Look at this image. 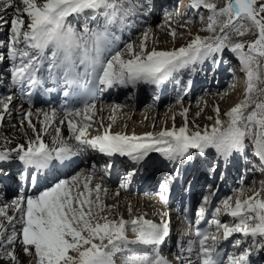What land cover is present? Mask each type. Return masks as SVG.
<instances>
[{
  "label": "snow or ice",
  "instance_id": "1",
  "mask_svg": "<svg viewBox=\"0 0 264 264\" xmlns=\"http://www.w3.org/2000/svg\"><path fill=\"white\" fill-rule=\"evenodd\" d=\"M153 7V0H0V29L7 28L6 38L0 39V62L9 63L6 94H0V127L17 111L18 125L10 127H18L24 140L8 146L12 141L5 138L0 162L18 161L25 182L11 199L0 190V264H252V255L264 253V181L259 188H234L215 205V191L205 194L195 220L185 217L187 229L178 230L169 256L160 251L170 239L168 214L158 213L159 222L146 212L133 215L129 201L125 218L118 203H105L101 192L106 195V187L91 185L92 175L83 183L79 172L54 177L42 189L31 190L54 162L71 161L85 148L109 158L103 166L106 173L112 158L130 161L120 181L126 190L153 153L172 165L195 157L227 164L236 157L248 160L250 151L264 169V0H189L203 27L189 31L182 45L170 49L149 47L150 26L138 40L131 37L137 23L146 24L140 17L146 18ZM185 15L178 8L164 12L161 26L169 29L173 41L178 27L196 23L189 16L180 24ZM226 52L238 60L237 68L228 71L235 77L238 69L245 81L241 98L223 112L216 104L203 127L189 121V107L178 92L171 127L166 119L159 131L129 135L110 131L112 123L104 126L101 117L96 123L103 131H90L94 117L104 110L100 96L105 91L179 84L185 72L189 77L202 72L206 61L214 72L227 63ZM191 85L189 78L181 91L186 95ZM14 92L27 99V109L12 107ZM54 92L80 106L33 109L35 95ZM121 107L112 105L111 112ZM177 114L183 118L179 127ZM110 120L114 123L115 116ZM65 124L67 136L61 133ZM46 135L51 139L46 141ZM209 171H215V163ZM179 175L175 168L159 184L165 204L170 182ZM209 208L211 219H206ZM222 215L231 219L222 222ZM230 237L229 251L221 242Z\"/></svg>",
  "mask_w": 264,
  "mask_h": 264
},
{
  "label": "bare ground",
  "instance_id": "2",
  "mask_svg": "<svg viewBox=\"0 0 264 264\" xmlns=\"http://www.w3.org/2000/svg\"><path fill=\"white\" fill-rule=\"evenodd\" d=\"M174 4L175 0H153V5H154V10L159 12L162 6H167V11L174 9ZM183 6L189 7V0H184L183 1ZM178 8V7H177ZM163 24V23H162ZM137 27V26H136ZM145 27V26H142ZM203 26L196 27L197 29L202 28ZM165 26H156L153 37L149 34L148 37V45L149 47H156L158 49H170L172 47H179L182 45L185 40L188 38V34L186 32L184 33V36L181 37L180 33L181 31L177 29V38L175 41H173L171 35L167 34L166 36H163L162 33L167 32ZM142 29V28H141ZM202 35H205L207 33L201 32ZM4 34L0 33V36L3 37ZM224 61H227V63H221L219 67H217L214 71V74H217L219 76L220 80V87H218L215 91H206V88L209 86L210 81L212 79L211 74H207L204 78L201 75L200 71H197L196 73L193 74L195 77V82L193 83V86L191 88V91H189L186 95L183 93V102L184 106L189 107V113H188V119L189 121L195 120L197 124H199L201 127H203L206 123H209V121L206 119L208 115L213 114V107L216 104H219L221 111L223 112L224 110L228 109L232 104L234 103H229L227 102L224 98L227 95L232 96V98H235V95L233 92L237 91V89L231 90L229 87H224L226 85V81L228 79V72L226 70L227 65L231 67H236L238 65V60L235 58L234 54L226 52L224 57ZM7 61V60H6ZM8 62V61H7ZM210 66L212 68L211 62L206 61L203 68L205 66ZM7 65L1 64L0 65V70L5 71L7 69ZM238 70V69H237ZM228 74V75H227ZM8 76L5 75L6 81L8 83ZM189 76L187 72H185L181 77H180V86L184 84L185 78ZM6 83V85H7ZM173 83H168L164 87L160 88H155V87H149L145 85H141L138 87V93H139V102L137 103V106H139L142 102H147V106H142L140 109H134V108H129L127 101H121L120 103H115L113 101H105L102 102L104 105V110L102 113H98L96 117L93 119V124L92 128L93 130H90L93 133L97 132L99 130L100 132L103 131V128L99 126L96 121H99L101 117H103V125L107 126L109 123H112V128L110 131L112 132H124L126 134H133L135 133L136 135H140L144 132L148 131H159L161 127L164 126V121L167 119V126L171 127L172 126V112L178 110V106L175 104V97L176 93H172L173 88H175V84L171 86ZM202 87V88H201ZM224 87V88H223ZM155 89L157 91L155 92ZM196 89H200V95L203 94L201 98L198 99L200 101L199 106L197 105V102L191 103V95H193L194 91ZM123 90V89H122ZM224 90V91H223ZM204 91V92H202ZM221 91L225 92L227 91V94L221 98L220 96H217V93H220ZM2 91H0L1 93ZM134 94V93H133ZM153 94H157V96L160 98L159 102H155L152 100ZM199 95V96H200ZM104 96H109L112 99H118L119 95L113 94V93H108L104 92ZM204 99V100H203ZM222 99L224 101H222ZM190 102V103H189ZM234 102V101H233ZM15 108H18L20 105H23V108L27 109L29 106L21 102L20 99L18 98H13V102ZM132 104V103H131ZM211 104V106H209ZM112 105H122L120 109L117 110V112L112 113L111 112V106ZM130 106V105H129ZM171 106V107H170ZM163 107V110L161 108ZM35 108H40V107H35ZM33 108V109H35ZM129 109V110H128ZM47 110V108H45ZM141 110V111H139ZM200 111L201 115L199 117H196V112ZM207 114V115H205ZM115 116V121L114 123L112 120H110L111 116ZM145 116V118H144ZM15 118L17 120L20 119V117L17 114V111H13L12 113V119ZM42 119V117H41ZM7 121V120H6ZM5 121V122H6ZM35 122V121H34ZM183 123V118L180 115H176L175 117V124L177 127L181 126ZM15 124L14 122H9V123H4L2 127H0V147L4 146L5 143V138H8L9 140L12 141V143L8 146H14L15 143L18 142H24L23 140V134L21 131H19V128L17 129H11L10 125ZM18 125V123H17ZM57 125H53L52 127L49 128V132L51 133L53 131V128ZM191 127V123H190ZM91 128V129H92ZM126 128L128 130H126ZM96 131H95V130ZM61 133L62 135L67 136V127L66 124L64 126H61ZM29 134H31L29 132ZM96 134V133H95ZM51 137L46 135L45 140H50ZM152 159L151 161L148 160L147 163H145L142 166V170L137 172L133 177L131 181V185L129 188L126 190L124 188H118L122 192V197H120L116 201L110 202L111 204H119V210L120 212L123 213L125 218L128 217V212H127V202H131V206L133 209V215L139 214L140 212H146L148 215L151 213L150 208L146 207L149 204L152 205L154 198H157L159 201L160 199V192H159V184L161 181L167 179V173L171 171V164H166V161L162 162V158H158V154H150ZM247 156H250V151L246 153ZM212 157L209 158H204L203 160H199V157H195L192 160L182 162V169L186 168L187 173L185 178H188L193 174V170L197 171L195 175H197L198 178V186L199 190L202 188L203 185V180L204 177L207 174V167H209L212 163L211 160ZM88 159H93L96 161V163L102 167L106 161L103 159V156H100L99 154H96L93 150L87 149L85 152H82L80 155L73 157L71 161L64 162L66 164L65 169L70 170L74 169L72 172L77 171V165L75 166V162L79 161L82 164L86 165V161ZM112 161H118L120 164L119 167H112L110 170L111 176L116 179V180H121L120 178L125 177L126 174V169L129 168V163L126 160L120 159L118 156L115 158H112ZM220 163H223L224 161H220ZM241 163V160L239 161V157H236L229 161L227 163L228 165V174L226 176L227 179L229 178H234V176L237 174L239 171V164ZM19 162L18 161H11V162H0V182L2 183V187L6 189L7 191L15 190L16 189V184H17V179L15 180V172L18 169ZM56 165V164H55ZM219 168H216V170ZM58 171L57 165L52 169L51 176L55 175L56 172ZM248 176H250L249 171H247ZM151 176V177H150ZM258 177V176H257ZM5 178L8 179L9 185L6 183ZM85 181V176L83 173L80 172V182L83 183ZM259 181V180H257ZM158 182V184H157ZM252 182L250 178H248L245 182ZM92 186H94V183L90 182ZM103 184H106V182H103ZM157 184V185H156ZM249 185H251L253 188H259L261 186V182H252ZM156 187V188H155ZM108 189V188H107ZM110 189V188H109ZM109 189L106 194L108 196L109 194ZM135 189H138V194H131L128 195L126 194L127 191H133ZM119 190V191H120ZM152 190H155L152 192ZM16 195L15 193H12L8 199H11ZM121 195V194H120ZM137 195V196H136ZM230 195L229 191L226 193L225 197ZM139 196H142L141 199H139ZM138 197V199L136 198ZM137 199V200H136ZM108 203V202H106ZM225 216H221L220 218L222 219V222L226 220L227 218H224ZM224 218V219H223ZM231 218L228 217L227 220H230Z\"/></svg>",
  "mask_w": 264,
  "mask_h": 264
},
{
  "label": "rangeland",
  "instance_id": "3",
  "mask_svg": "<svg viewBox=\"0 0 264 264\" xmlns=\"http://www.w3.org/2000/svg\"><path fill=\"white\" fill-rule=\"evenodd\" d=\"M181 0H177L176 1V3L174 4V10L173 11H175L176 9H177V7H178V9H179V11L182 13V14H186L185 16H184V18H182L180 21H179V23L180 24H183L184 23V20L185 19H187V17H189V16H191V17H193L194 19H196V23H194L193 25H191L189 28H177L178 30H180L181 32L183 31V32H186L187 34H188V32L189 31H191L192 33H195L197 30H199V29H197L196 27H199V26H203V23L202 22H200L199 21V19H198V17H195V11L194 10H192V9H190V7H184L183 8V1H181ZM164 9H161L160 11H159V13H156V12H154L153 11V8H152V10L149 12V14H148V16L145 18V17H140V20H148V21H146V24H143V26H145V27H151V29H152V32L150 33V35H151V37H153V33H154V30H155V28H156V26L158 27V26H160V25H162V23H163V17H164ZM205 22H206V18H205ZM138 24V26H142V24H140V23H137ZM173 26H176L175 24H173ZM142 28V29H141ZM143 28L144 27H138L137 29H133L132 31H131V37L134 39V40H138L139 39V36H140V32L143 30ZM166 31L167 32H164V33H162L163 34V36H166L167 34L169 35V29L168 28H166ZM0 33H2V34H4L3 35V37L2 36H0V39H5L6 38V36H7V28L5 27V28H2V29H0ZM4 62H6L5 60L4 61H2V62H0V63H4ZM9 65V64H8ZM225 88L226 87H229L228 86V84L226 85V86H224ZM223 87V88H224ZM224 91V90H223ZM223 91H221V92H223ZM196 92L197 91H194V93H193V95H191V103H193V102H197L198 101V99L199 98H201L202 96H203V94L201 95V96H199L200 94L199 93H197L196 94ZM220 92V93H221ZM242 92V91H241ZM241 92H239V94H238V96H236L235 95V98L233 97L232 98V96H230V95H227V96H225V100L227 101V102H229L230 104L231 103H235L236 101H238L240 98H241ZM218 96V95H217ZM204 100V99H203ZM222 101H224L223 99H222ZM234 101V102H233ZM190 103V102H189ZM194 104V103H193ZM209 106H211V104H209ZM12 107L14 108L15 106H13L12 105ZM129 110V109H128ZM161 110H163V107L161 108ZM139 111H141V110H139ZM205 115H207V114H205ZM190 116V115H189ZM188 116V117H189ZM144 118H145V116H144ZM11 121H14V123L17 125V123H18V121H17V119H11ZM5 123H9L8 121H6ZM93 129V128H92ZM95 130V129H94ZM126 130H128L127 128H126ZM96 131V130H95ZM93 132V131H92ZM96 133V132H95ZM95 133H93V134H95ZM120 179H122V178H120ZM259 180V181H257V180ZM254 180H256V182H258V183H260L261 181H264V179L261 177H255V179ZM245 187H247V186H249L248 184L247 185H244ZM120 187V181L118 182H115V186L113 187V189L111 188V189H109V194H108V196H106L103 192H101V196L104 198V200H105V203L106 202H108V203H110V202H112V201H116V200H118L120 197H122V192H121V190L120 189H118ZM120 190V191H119ZM117 191L119 192V194L117 195L116 193H117ZM121 194V195H120ZM126 194H128V195H131V194H134L133 192H129V193H126ZM137 196V195H136ZM137 199H138V197H136ZM142 198V196H139V199H141ZM136 199V200H137ZM148 208H150V210H152V209H154V205H151V204H149V206H147Z\"/></svg>",
  "mask_w": 264,
  "mask_h": 264
}]
</instances>
